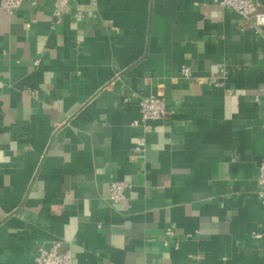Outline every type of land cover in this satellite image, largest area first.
Returning a JSON list of instances; mask_svg holds the SVG:
<instances>
[{
  "label": "crops",
  "instance_id": "1",
  "mask_svg": "<svg viewBox=\"0 0 264 264\" xmlns=\"http://www.w3.org/2000/svg\"><path fill=\"white\" fill-rule=\"evenodd\" d=\"M150 94L170 112L145 132L132 121ZM263 161L264 36L239 12L214 0L0 7V264H37L55 241L74 264H264ZM113 181L128 183L118 204Z\"/></svg>",
  "mask_w": 264,
  "mask_h": 264
},
{
  "label": "built area",
  "instance_id": "2",
  "mask_svg": "<svg viewBox=\"0 0 264 264\" xmlns=\"http://www.w3.org/2000/svg\"><path fill=\"white\" fill-rule=\"evenodd\" d=\"M75 0H53L55 10L61 13L64 9L73 3ZM223 8L233 9L243 16V24L252 27L256 33L264 36V11L260 10L259 0H214ZM23 0H0V7L7 12H13L17 9ZM77 20L83 19L81 11L75 13ZM39 59L35 61L38 63ZM223 76L226 75V70L222 69ZM181 75L184 78L194 77L193 70L189 66H185L181 70ZM223 76L196 77L199 83L208 85H224ZM231 93L232 89H228ZM141 117L132 121L133 126L142 125L145 132L152 130V122L164 119L170 112V107L166 99L157 94H150L139 98ZM147 150L145 136L140 139L131 153L133 160L139 159L145 155ZM258 190L257 193L262 201H264V161L262 162L257 176ZM128 183L126 181H113L110 184L109 199L113 204L120 203L126 197ZM173 235V231L169 228L167 236ZM255 237H261V233L254 232ZM60 243L53 242L49 247L39 245L35 254L37 264H74L72 254L69 250L60 251Z\"/></svg>",
  "mask_w": 264,
  "mask_h": 264
}]
</instances>
